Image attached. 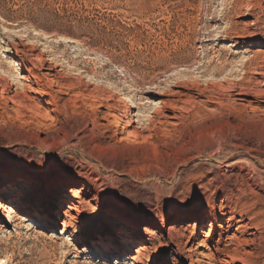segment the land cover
<instances>
[{"label": "rangeland", "instance_id": "1", "mask_svg": "<svg viewBox=\"0 0 264 264\" xmlns=\"http://www.w3.org/2000/svg\"><path fill=\"white\" fill-rule=\"evenodd\" d=\"M234 2L0 0V68L14 83L0 88V203L15 207L0 210V264H244L220 248L264 264L263 80L249 74L261 85L231 99L218 81L204 94L182 85L259 51V31L224 38L254 21L227 20ZM175 85L184 96L160 93ZM103 90L111 105L135 94L177 109L128 141L130 112L102 108Z\"/></svg>", "mask_w": 264, "mask_h": 264}, {"label": "bare ground", "instance_id": "2", "mask_svg": "<svg viewBox=\"0 0 264 264\" xmlns=\"http://www.w3.org/2000/svg\"><path fill=\"white\" fill-rule=\"evenodd\" d=\"M234 6L231 7L230 11L228 12L227 15H225V18L227 20H230V15L234 14V15H240L243 13V11H245L244 16L246 17H253L254 21L252 23L249 24H243V23H236V22H231V24L228 26V28L224 31V38H230V36L234 35L237 33V29L239 27H243V31L242 33H239L238 36H236V39H250L255 37L256 31H259L258 33V39L260 41H262L260 43L259 46V51L253 53L252 56H250L251 58H247L244 59V61L239 64V63H227V61L223 62L221 65H218L216 67H214V72L213 73H220V76L222 77V79L220 78H216L217 76H204L202 75V72L199 73L198 77H191L193 82L192 83H182L183 87L185 90H188L189 92L191 91H197L199 94H204L206 92H209V87H207L208 85H213L211 84V81H218V83L220 82L221 84V88L227 93L228 98L231 99L232 97L236 96V94H238L241 97L247 96L248 93L250 91H254L255 88H251L250 86H252V83L256 84L255 82H253V80L251 79V77H249V74L255 75L256 76V81L259 80H263V84H264V0H235V2L233 3ZM257 10L259 11L257 13ZM224 17V16H223ZM254 29V32L252 31V29ZM257 36V35H256ZM220 39H222L223 37L218 36ZM215 41L219 40L218 38L214 39ZM235 46L238 44H242V46H246L245 42H233ZM228 48V47H227ZM8 52V51H7ZM250 54V51H249ZM55 64H50L49 66L47 65H43V70L44 71H48L50 73H52L55 69ZM209 73V72H208ZM240 73H242V76L240 75ZM7 72H5L4 70H2L0 68V88L3 89V94L5 93H10V91L12 90V87L14 86L13 84L9 83L8 78L6 77ZM48 75V74H47ZM192 76V75H191ZM11 77V76H10ZM14 78V76H13ZM220 80V81H219ZM211 82V83H210ZM222 82V83H221ZM81 83V82H80ZM206 84V88L201 89L203 84ZM219 84V85H220ZM218 85V84H215ZM261 85V83L257 82L256 84ZM17 86V85H16ZM214 86V85H213ZM212 86V87H213ZM18 87V86H17ZM131 88L134 89V91H137L138 88L136 86H131ZM171 88H178L175 86H172L170 88H168V90L166 91L165 89H159L162 95L166 96V97H171V96H177V97H182L184 96L183 92H177L174 93ZM120 88L119 87H114V91H115V95L117 93H120ZM102 90V89H101ZM158 90V88L156 89V91ZM165 90V91H164ZM257 90V89H256ZM113 91V92H114ZM155 91V93H157ZM117 92V93H116ZM239 92V93H237ZM257 92V96L258 97H264V90H259V91H255ZM108 95V92H107ZM106 91L103 90L102 93H98V95L95 97L99 103L101 104V107H106L108 110H114V111H118L120 109V107L122 106V104L126 105V112H130L129 115V123L127 126L132 127L133 131L131 133H128V141H135L137 143H139V141H143V142H147L151 137L152 134H150V132L153 130L151 129V125L155 124L156 120L158 117L162 116L165 117V114L173 111L175 112L177 107L175 106V103L173 101H161L159 103H156L155 101L153 102H149L150 104L147 106L145 104H140L143 103L144 99H140V103L138 104L135 99L134 96L135 94L131 97L129 95L126 96L127 100L126 102H124L125 100H122L118 97L117 104H109V100L113 99L110 98V96H106ZM121 96V95H120ZM18 97V95H16V97L11 98L10 100L14 103H16V98ZM110 98V99H108ZM151 98H155V96H152ZM150 98V99H151ZM115 99V98H114ZM144 106V107H142ZM133 109H138V116L137 119L138 121H135L134 116H133ZM132 111V113H131ZM33 112L37 113V117L40 118V123L41 125L48 127V125H46L47 122L49 121H53V116L52 114L48 111L45 110L41 107V105L37 104L34 108H33ZM124 116L123 113H121L120 117ZM167 116V115H166ZM166 118V117H165ZM158 121V120H157ZM157 123V122H156ZM135 124H137V126H135ZM158 124V123H157ZM50 126V125H49ZM155 126H157L155 124ZM157 128V127H156ZM149 134L147 136H145L144 134ZM16 186H22V190L20 191V193H26V195H29V191L31 190H25L24 188H31L28 186V184H26V182L21 181L19 182ZM33 190V189H32ZM27 198V197H26ZM28 200L31 199V196L27 198ZM0 210L2 211L3 214H11L13 212H15V207H11L7 204L4 203H0ZM19 219V218H18ZM13 223H16L17 219H11ZM127 221L133 222L134 224L137 223L136 220H132L131 219H127ZM214 229L211 227L209 234L207 235V238H211L213 235ZM228 248V247H225ZM220 254H225V256L231 258L232 260H238L244 264H249L250 263V259H248L245 255L240 254L237 252H235L234 254H228L225 253V249L223 250V248H220ZM134 261L136 263H138V261L136 259H134ZM220 264H229V262L227 260H221Z\"/></svg>", "mask_w": 264, "mask_h": 264}]
</instances>
